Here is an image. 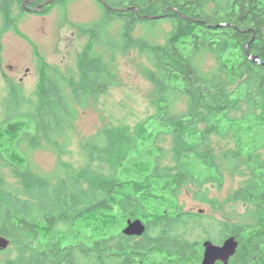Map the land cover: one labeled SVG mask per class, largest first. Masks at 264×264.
I'll return each mask as SVG.
<instances>
[{
  "label": "trees",
  "instance_id": "obj_1",
  "mask_svg": "<svg viewBox=\"0 0 264 264\" xmlns=\"http://www.w3.org/2000/svg\"><path fill=\"white\" fill-rule=\"evenodd\" d=\"M112 5L131 8L118 15L107 10V22H124L123 42L108 44L115 52L136 48L151 56L152 68L145 67L144 75L153 85L155 112L133 130L104 127L83 138L90 156L111 162L110 174L86 170L47 176L34 170L22 143L34 147L39 131L48 133L40 107L42 123L29 129L22 122L0 125L2 134L12 138L9 144L0 142V233L18 251L16 258H9L11 250H1L0 264H201L202 242L178 230L186 217L194 216L181 207L180 193L191 183L221 185L226 170L244 175V168L249 176L230 200L254 209L244 215L250 221L230 228L240 245L229 264H264V152L257 151L264 145L246 148L231 116L246 98L257 108L264 106V0H130ZM162 20L171 24L163 44L153 45L135 34L140 22ZM92 46L80 56L81 84H70L74 96L85 92L98 99L114 80L110 65L89 55ZM208 54L214 56L216 69L205 73L199 59ZM40 70L38 93L47 94L49 110L60 118L51 96L56 77ZM178 98L186 99V111L174 110ZM227 128L234 130L237 148H222L219 154L214 136H225ZM166 138L173 143V168L164 165ZM68 145L62 144L61 151ZM135 159L141 165L133 168ZM5 169L23 181L31 198L5 188ZM136 218L145 222L146 233L124 235L126 221Z\"/></svg>",
  "mask_w": 264,
  "mask_h": 264
},
{
  "label": "rangeland",
  "instance_id": "obj_2",
  "mask_svg": "<svg viewBox=\"0 0 264 264\" xmlns=\"http://www.w3.org/2000/svg\"><path fill=\"white\" fill-rule=\"evenodd\" d=\"M68 18L75 20V24H95L97 28L80 31L70 23H65L58 29L59 14L49 18L21 19L18 28L2 32L0 18V125L8 123H25L29 129L34 123L41 122L39 107L47 123L48 133L39 131V140L33 146L24 141L27 146L34 170L47 176L53 174L65 175L70 171H94L110 174L111 162L103 156L92 157L82 145L85 136H91L104 127L128 126L132 130L148 116L155 112L152 100L153 85L144 75L145 67L152 68L151 56L139 49L132 48L128 53L116 51L108 43L113 41L118 46L123 39L124 22L119 19L107 22L106 10L98 0H73ZM130 0H108L112 5H122ZM140 1V0H138ZM113 6V5H112ZM119 7V6H117ZM113 8V11L128 12L130 8ZM135 7V6H134ZM123 8H128L123 11ZM121 9V10H115ZM175 9V8H174ZM169 9L166 10L165 15ZM145 17L148 14H141ZM141 16V17H142ZM149 18L164 17V15H149ZM143 17V18H144ZM147 21L137 25L135 34L148 38L153 45L163 44L171 29L168 21L161 23ZM105 24V25H104ZM143 25V27H142ZM87 31V32H85ZM134 34V30L132 31ZM134 34V35H135ZM93 42L91 56L102 57L110 65L114 83L102 93L98 99L85 92L74 96L71 84H81L79 60L82 52L89 43ZM108 44V45H107ZM107 45L108 48L105 46ZM259 60L257 56L250 55ZM203 71L212 72L216 69V60L212 54L199 59ZM46 68L56 81L51 86V96L54 99V112L49 110L46 95H41V70ZM175 99L174 110L184 112L187 109L186 99ZM264 106L257 108L246 98L231 116L237 120L235 131L242 139L246 148L264 145ZM68 112L72 115L66 117ZM258 115L249 119V115ZM243 123H238V120ZM40 124V123H39ZM201 129L205 125L200 126ZM40 129H42L40 127ZM223 135H215L214 143L220 152L222 148H237V136L233 129L227 128ZM11 136L2 134L0 142H11ZM58 141V143H56ZM69 143L66 150L61 151L62 144ZM165 149L164 165L175 167L172 158L173 143L171 138L162 142ZM33 147V148H32ZM167 151L171 155H168ZM258 152H264L260 146ZM141 164L135 159L133 168ZM242 174L225 171L223 183H206L199 185L191 183L184 186L179 196V203L184 211L194 213L186 217L178 230L184 237L192 241L212 240L216 244H223L232 235L230 228L243 221H250L244 215L252 212L254 206L244 201H231L230 195L249 176L247 169ZM5 188L24 198H31L27 186L20 179L14 177L9 169L3 171ZM56 179H53L55 182ZM198 214V215H196ZM125 227V226H124ZM123 227V228H124ZM122 228V230H123ZM85 236V235H84ZM11 240V239H10ZM6 256L16 258L18 251L12 241ZM4 250V251H5ZM2 255L1 257H3ZM159 263V262H158Z\"/></svg>",
  "mask_w": 264,
  "mask_h": 264
},
{
  "label": "flooded vegetation",
  "instance_id": "obj_3",
  "mask_svg": "<svg viewBox=\"0 0 264 264\" xmlns=\"http://www.w3.org/2000/svg\"><path fill=\"white\" fill-rule=\"evenodd\" d=\"M103 7L107 10L115 13V15L123 14V12L113 11V8H122L121 6H112L108 0H98ZM73 0H0V18L2 31H10L11 28H20L19 23L21 19L36 18H49L59 14V20L57 21L58 29L63 28L65 23H72L78 30L83 29H95L97 25L80 23L75 24V20L71 17L68 18ZM6 27V28H4ZM18 28V29H19ZM20 30V29H19Z\"/></svg>",
  "mask_w": 264,
  "mask_h": 264
},
{
  "label": "water",
  "instance_id": "obj_4",
  "mask_svg": "<svg viewBox=\"0 0 264 264\" xmlns=\"http://www.w3.org/2000/svg\"><path fill=\"white\" fill-rule=\"evenodd\" d=\"M129 8V7H128ZM128 8H123V11H127ZM134 11L138 13V7H133ZM121 10V9H115ZM142 16V15H140ZM144 17V16H142ZM151 17L145 15L144 18ZM247 55L251 57L250 52L246 51ZM256 59V58H254ZM146 224L140 219H128L126 221V226L123 228L122 232L127 236L141 237L146 233ZM11 240L0 233V251L5 250L10 245ZM203 258L201 264H229L232 257L237 253L240 241L236 235L228 236L223 244H216L212 240H205L203 242Z\"/></svg>",
  "mask_w": 264,
  "mask_h": 264
},
{
  "label": "bare ground",
  "instance_id": "obj_5",
  "mask_svg": "<svg viewBox=\"0 0 264 264\" xmlns=\"http://www.w3.org/2000/svg\"><path fill=\"white\" fill-rule=\"evenodd\" d=\"M106 90V89H105ZM176 262V261H175ZM182 264V263H181Z\"/></svg>",
  "mask_w": 264,
  "mask_h": 264
}]
</instances>
